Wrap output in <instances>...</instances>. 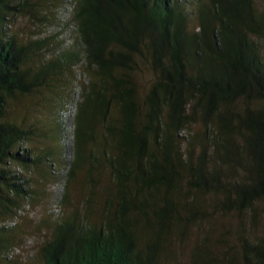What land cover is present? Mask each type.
Instances as JSON below:
<instances>
[{
  "label": "trees",
  "instance_id": "1",
  "mask_svg": "<svg viewBox=\"0 0 264 264\" xmlns=\"http://www.w3.org/2000/svg\"><path fill=\"white\" fill-rule=\"evenodd\" d=\"M18 15L30 33L13 31ZM79 64L88 79L74 100L57 88ZM41 105L52 127L30 115ZM47 176L59 208L25 264H176L173 243L193 225L190 264H264L251 229L264 204V0H0V259ZM233 214L237 249L218 223Z\"/></svg>",
  "mask_w": 264,
  "mask_h": 264
},
{
  "label": "rangeland",
  "instance_id": "2",
  "mask_svg": "<svg viewBox=\"0 0 264 264\" xmlns=\"http://www.w3.org/2000/svg\"><path fill=\"white\" fill-rule=\"evenodd\" d=\"M255 5L257 8L262 7V0H255ZM52 15V14H50ZM51 18V19H50ZM47 22L48 24L54 22V17L50 16ZM52 20V21H50ZM33 22L28 20L27 16H17L14 22L13 31L19 32L23 29V33H30L33 30ZM140 83L144 87L148 85V81L150 79V72L147 69H143L141 72L138 73ZM70 83L60 86L58 92L60 90L66 91L67 94L72 92L74 100L79 97V88L82 82H86L88 79V73L85 71L82 66L79 64L78 66L73 67L70 71ZM56 85V84H55ZM63 88V89H62ZM54 89V90H57ZM77 100V99H76ZM74 103V102H73ZM74 106V104H73ZM13 109L16 111V105H12ZM47 106L40 107L36 110L37 115L42 113L40 109H43ZM35 109H31L30 115H33ZM35 112V113H36ZM193 130L200 129L199 124L194 125L192 128ZM63 168V167H61ZM61 174V173H60ZM41 179V182L35 184L38 185L39 188L43 189L41 195H37L33 199L30 200L28 206L22 210L21 215H18L16 220V226L14 228L13 234L10 236L12 238V242L14 245H18L16 250L13 252V256L11 260H6L4 258L0 259V264H25L31 262V255H33L34 248L41 239L45 236V232L55 221V217L51 212L57 210L59 207L56 203L55 192L59 193L61 191L60 185L58 181H54L56 179L46 177L45 179ZM72 206L80 207L82 204V200L84 198V193L81 190V186L72 185L71 187V196ZM62 215H65L69 211V207H65V205L60 206ZM264 204L259 205L257 208L259 209L256 214L255 223L251 225V229L254 234H264V212L262 208ZM2 217V216H1ZM245 217V216H244ZM222 223L221 228H227L228 234L230 235V239L234 241V248L237 249V246H240L239 243V234L241 231L240 228V219L236 214L233 215H225L219 217ZM214 220V218H213ZM192 232L189 234L187 239L184 242L175 241L173 243L174 249L178 251L177 258L175 260L176 264H190L191 263V250L197 241V236L199 234L196 225H193L191 228ZM241 264V262L239 263Z\"/></svg>",
  "mask_w": 264,
  "mask_h": 264
},
{
  "label": "built area",
  "instance_id": "3",
  "mask_svg": "<svg viewBox=\"0 0 264 264\" xmlns=\"http://www.w3.org/2000/svg\"><path fill=\"white\" fill-rule=\"evenodd\" d=\"M68 4L70 3L71 0H67ZM74 107L72 103H68L65 105V107H63L62 109H60L59 114L62 118V122L63 125L65 126V136L63 137V139L61 140L62 142V146L64 149V153L66 155V159L67 161L70 160V157L72 156V145H73V137H72V122H71V118H72V113H73ZM65 168L63 169H57L55 170L56 172H58L60 175L64 174L65 172ZM7 223L9 224H13L14 221H8ZM11 253H8L7 256H11Z\"/></svg>",
  "mask_w": 264,
  "mask_h": 264
},
{
  "label": "crops",
  "instance_id": "4",
  "mask_svg": "<svg viewBox=\"0 0 264 264\" xmlns=\"http://www.w3.org/2000/svg\"><path fill=\"white\" fill-rule=\"evenodd\" d=\"M40 107H44V106L41 105V106H39V108ZM37 109H35V112H36ZM40 110L42 111V113L39 114L40 116L37 115L38 112H36V113L34 112L33 119H35L34 116H36L37 119L41 121L40 124L41 123H45V128L52 127V125L50 124L51 122L56 124V121H57L56 120V111H54L53 108H50V107L47 106V107H45L43 109H40ZM44 137H45L44 138V141H45L44 144L47 145L49 143V144L53 145L54 149H55L56 145L58 146L57 131H55V130L51 131L50 136H44ZM48 137H49V142L47 141Z\"/></svg>",
  "mask_w": 264,
  "mask_h": 264
}]
</instances>
